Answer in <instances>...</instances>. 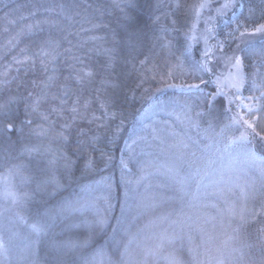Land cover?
Returning <instances> with one entry per match:
<instances>
[{
  "label": "trees",
  "instance_id": "obj_1",
  "mask_svg": "<svg viewBox=\"0 0 264 264\" xmlns=\"http://www.w3.org/2000/svg\"><path fill=\"white\" fill-rule=\"evenodd\" d=\"M200 1L0 0V172H15L21 193L28 194L7 230L27 229L36 221L44 225L36 254L16 250L9 262L19 264L22 256L23 264H88L101 251L108 260L113 256L115 264H125L134 249L127 251L129 243L139 241L144 230L154 236L156 246L170 235L177 237L172 252L163 247L156 253L155 264H264L259 230L264 221H248L232 239L234 248L215 254L207 252L209 244H201L202 237L194 234V223L189 230L180 231L179 225L175 232L166 229L164 236L156 213L168 206L158 203L151 208L152 201L169 199L183 187L178 189L176 175H147L143 169L138 152L150 133L139 120L145 106L177 93L173 85L198 84L209 110V94L217 91L213 82L217 71L228 64L223 57L235 51L248 69L250 54L258 58L253 51L264 43V33H252L264 24V0H236L227 14L215 12L211 18L212 59L207 67L212 71L205 70L201 45L192 52L188 43L195 14L191 9ZM237 25L251 34L234 38L239 37ZM179 65L186 70L175 74L172 69ZM167 74L171 90L162 81ZM223 102L222 97L215 101L221 114ZM208 120L202 117L198 133ZM256 133L248 130L247 135L260 159L264 126L256 124ZM129 149L133 158L137 155L139 169L132 170L133 179L127 182L120 170ZM89 160L91 165L86 166ZM159 162L154 159L153 167L157 169ZM99 178L113 180L108 194L122 208V223L111 216L89 232L74 224L69 202ZM85 240L91 242L83 246Z\"/></svg>",
  "mask_w": 264,
  "mask_h": 264
},
{
  "label": "rangeland",
  "instance_id": "obj_2",
  "mask_svg": "<svg viewBox=\"0 0 264 264\" xmlns=\"http://www.w3.org/2000/svg\"><path fill=\"white\" fill-rule=\"evenodd\" d=\"M202 2L207 3L209 7L201 9L197 18L196 10ZM225 2L226 0H201L199 4L196 3L195 10L193 4L191 11L193 14L195 11V14L190 24L189 37L194 34L196 40H188L190 51L193 52L194 46L200 44L202 53L206 50L211 52L212 45L209 40L213 29L211 18L217 12L216 9ZM235 4L236 0H233V6L226 9L223 14H227ZM253 53L258 58H252L250 54L252 61L248 69L244 66L245 81L240 92L236 93L234 89L225 87L224 91L228 96H216L209 104V110L204 104L207 97L203 91L181 86L177 87L175 94L152 99L139 116V120L145 125L143 128L147 132L150 131L149 141L140 148L142 152H138L143 157L141 162L144 171L147 170V175L154 172L176 175L178 189L183 187L182 191L172 193L169 199L151 202V208L158 207V203L168 206L164 212L156 213L158 224L164 230L163 235H166V229L175 232L177 225L180 226V231L186 228L189 230L194 223V234L202 237L201 244L205 242L209 244L207 252L213 251L215 254L232 250L235 245L232 239L248 221L253 220L256 223L264 221V158L259 159L253 153L248 135L246 140L237 139L234 143L229 142L245 132L244 126L231 122L232 117L238 113L245 115L249 120L255 119L256 124L264 126V99L257 101L262 110L251 116L247 115L246 109L238 106L241 99L235 100L232 104L228 103L230 97L236 96L243 98V104H248L250 103L248 97H260L264 91V43ZM233 54L237 53L234 51ZM226 57L223 59L227 63ZM185 70L184 65L172 69L175 74ZM234 71L228 63L225 68L217 71L213 82L216 83L217 77H220L222 82L227 83L230 73ZM163 78L166 89H173L171 74ZM220 97L224 99L222 114L219 106L215 104ZM202 117L209 120L202 127V133H198ZM201 141L206 142L202 145ZM131 149L129 156L124 160L127 167L121 166L120 170L123 180L127 182L133 179L132 170L139 169L137 155L133 158ZM157 158L160 162L156 169L153 162ZM17 179V174L10 169L0 172V192L11 189L22 194ZM112 185L113 180L110 178H99L74 194L76 196L69 203L73 207L71 216L74 217L76 226H84L90 232L100 226L96 224L98 219L104 218L109 222L111 216L115 217L116 223H122V208L116 207V201L108 194ZM18 205L19 203L14 205L10 199L0 196V238L5 242V249L0 250V264H12L9 261L17 255V251L21 255L25 252L28 255L36 254L40 234H35L30 227L23 229L18 226L14 233L7 230L11 227L12 220L19 214L16 208ZM144 227L147 229L146 224ZM259 230L264 237V227H260ZM141 234L139 241L131 240L129 243L127 251L134 249L125 264H155L158 262L156 253L159 250H163L164 247L166 251L172 252L175 248L176 234L170 235L165 243L159 246H156L154 236H151L150 232L143 230ZM17 239H20V242L13 246ZM217 239L226 241L227 245H219L221 242ZM25 259L21 256L17 263L23 264ZM110 259L108 260L101 251H97L88 264L106 262L115 264L113 256ZM30 264L35 262L31 261Z\"/></svg>",
  "mask_w": 264,
  "mask_h": 264
},
{
  "label": "snow or ice",
  "instance_id": "obj_3",
  "mask_svg": "<svg viewBox=\"0 0 264 264\" xmlns=\"http://www.w3.org/2000/svg\"><path fill=\"white\" fill-rule=\"evenodd\" d=\"M232 6H233V0H226V2L224 4H222L220 8L216 9V11L219 15H223L224 11L226 9L232 7ZM206 7H209V5L207 3H204V2H202L198 5L197 10H196L197 18H199L200 10L204 9ZM125 15H127V13ZM240 27H241L240 25H237V29H236V31L239 32V37H234V38L242 39L245 35L251 34L248 32L247 28H245L244 31H239ZM194 29H195V25H193V32H194ZM252 33H264V24H261L258 27L254 28L252 30ZM189 39L195 41L196 36L193 34L189 37ZM220 48L223 49L222 43L220 44ZM42 55H48V53L43 52ZM203 55L205 57L203 66H204L205 70L211 72L212 69L207 67L208 60L211 59V56L209 54V50H206L203 53ZM226 61L230 64V67L232 69H234L235 71H234V73H230L227 83L222 82L220 77H217V80H216L217 91L215 93L209 94V96L211 97V99L208 100L209 104H211L212 100L215 99L216 96H219V95L228 96V93L224 91L225 87H228L229 89H234L236 93H239L240 89L242 88V86L244 84L245 75H244V71H243L244 70L243 57L233 54L232 56H227ZM84 75L90 76L91 73L85 72ZM78 79H80V77H78ZM201 83H204V82L201 81ZM173 86L181 87V85H173ZM187 87L199 88V85L198 84H192V85H187ZM237 99H241V104L238 106L246 109L247 115L251 116L253 113H257V112L262 110V106L259 105L257 103V101L264 99V91L261 92L260 97H248L247 99L250 101V103H248V104H243L242 103L243 98H239L236 96L230 97L228 99V103L232 104ZM65 103H67V101H65V100L61 101V104H65ZM101 107H104V105H101ZM71 111L73 113L77 112L75 102H74V106L71 108ZM44 119H47V117H44ZM231 122L233 124L239 123L242 126H245V132H242L240 137L233 138L232 140H230L229 141L230 143H234L237 139L246 140L248 130H251L252 133L259 135V133H256V120L255 119L249 120V119L245 118V115L238 113L236 116L232 117ZM28 123H31V121H28ZM8 127L12 128L13 125L9 124ZM65 127H67V125ZM25 150L26 151H32L33 149L26 148ZM90 165H91V160H89L88 165H86V166H90ZM122 166L125 168L127 167V164L123 160H122ZM0 196H2L5 199H10L12 204L15 205V204L20 203L22 201V199L27 198L28 194L27 193L20 194L14 190L5 189L3 192H0ZM20 219L24 223H27V221L24 220L23 217H20ZM104 223H106V220L104 218H100L96 221V224L100 225V226H102ZM29 227L37 235H39L40 233H42L44 231V225L40 221H36V222L31 223L29 225ZM87 243H88L87 240H85L83 242V244H87ZM72 246L75 247L77 245H72ZM80 246H82V245H80ZM4 249H5V242L2 238H0V250H4Z\"/></svg>",
  "mask_w": 264,
  "mask_h": 264
}]
</instances>
